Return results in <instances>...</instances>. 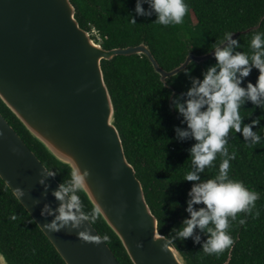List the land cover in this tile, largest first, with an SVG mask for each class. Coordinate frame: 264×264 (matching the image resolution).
Returning <instances> with one entry per match:
<instances>
[{"label":"trees","instance_id":"obj_1","mask_svg":"<svg viewBox=\"0 0 264 264\" xmlns=\"http://www.w3.org/2000/svg\"><path fill=\"white\" fill-rule=\"evenodd\" d=\"M75 8V18L83 30L96 33L102 48L112 50L138 46L149 47L159 67L169 72L185 60L188 53L204 55L212 51L211 46L223 37L226 31L239 33L256 26L264 31V0H186L189 12L180 25L168 27L155 24V15L136 17V0H70ZM145 10L148 6L143 5ZM135 18V24L129 17ZM253 31L239 34L235 39L242 45L239 51L251 55L250 41ZM215 64L209 59L202 64L191 63V77L183 72L167 79L168 87L162 88L160 77L144 56H117L111 61H102L105 82L115 108V117L121 135L127 161L134 167L136 178L142 185L146 202L158 221V231L170 238L178 228L185 212L187 193L191 182L183 181L190 168L188 149L191 140L177 141L176 127L181 119L170 111L169 93L179 96L191 85V78H202V72ZM187 67V68H188ZM186 68V69H187ZM259 72L253 69L245 84H256ZM241 86H245L242 84ZM0 114L13 127L18 136L34 153L41 164L59 175L54 179L60 184L70 179V170L57 163L43 147L34 141L0 101ZM243 124L260 119L257 131L262 137L260 144L248 146L242 136L231 134L229 152L236 151L231 161L230 176L242 181L249 189L260 193L256 202L259 218L238 214L231 222L230 233L234 246L219 258L202 252L199 244L191 239L176 241L189 264H264V109L246 103L241 109ZM216 168L206 170L202 179L214 178L220 157L214 161ZM81 198L86 211L92 209L85 196ZM176 205H179L176 207ZM18 219L12 221L10 215ZM245 219L244 225L239 224ZM100 236L107 235L106 245L120 264H132L114 234L100 218L92 225ZM201 235V243L206 236ZM0 251L11 264H64L49 240L21 204L13 198L12 192L0 179Z\"/></svg>","mask_w":264,"mask_h":264},{"label":"water","instance_id":"obj_2","mask_svg":"<svg viewBox=\"0 0 264 264\" xmlns=\"http://www.w3.org/2000/svg\"><path fill=\"white\" fill-rule=\"evenodd\" d=\"M75 13L70 0H0V101L57 163L71 171L65 161L69 156L89 171V189L82 194L92 208L98 203L103 209L99 218L132 264H189L174 245L161 251L158 221L126 159L101 63L117 56H144L162 81L212 55L188 53L167 72L144 43L105 50L80 28ZM260 24L232 38L258 31ZM44 168L0 114V179L11 192L17 187L25 191L18 202L64 264H120L105 242L83 243L75 231L43 230L51 218L42 219L40 208L45 203L57 206L51 192L59 184L50 178L48 192H43L38 180ZM35 200L40 203L33 207ZM88 231L100 236L92 225Z\"/></svg>","mask_w":264,"mask_h":264},{"label":"clouds","instance_id":"obj_3","mask_svg":"<svg viewBox=\"0 0 264 264\" xmlns=\"http://www.w3.org/2000/svg\"><path fill=\"white\" fill-rule=\"evenodd\" d=\"M145 4L148 6L147 10L143 7ZM134 12L136 17L155 15V24L168 27L183 23L189 12V5L186 0H136ZM129 19L135 24V18L130 16ZM233 35L234 32L226 31L211 46L212 51L209 52L215 64L202 72V78H191L190 87L179 96L173 93L168 95L171 101L170 111H175L182 118L181 124L186 126L174 129L175 139L193 142L188 149L190 168L183 179L191 182V188L187 193L185 207L187 218L172 230L170 238L161 235V251L167 250L176 241L191 239L193 244L201 246L204 254L219 258L235 244L230 228L238 214L253 218L260 216V210L256 207L260 193L230 176V162L236 159L237 153L229 152L228 144L233 133L235 136L239 133L250 147L262 141L258 132L253 131L259 126L260 119L243 124L241 109L246 103H251L260 110L264 109V31L253 34L250 41L251 55L238 50L242 45L232 38ZM253 69L259 72L256 84H245ZM183 74L191 77V68L184 69ZM161 83L162 88L170 84L166 79ZM242 84L245 86H241ZM218 156L220 163L214 178L202 179L206 170L217 167L214 161ZM65 161L71 168L70 179L58 184L51 192L57 202L55 208L47 203L40 208L39 215L42 219L51 218L50 222L43 225V230L49 233L75 231L77 239L83 243L99 245L107 242V235L93 236L88 231V227L94 225L104 212L98 203L90 211L85 210L80 194L89 189V171H82L69 156L65 157ZM57 175V170L43 169L38 184L43 187L45 194L50 187L46 180L54 179ZM25 195V191L19 187L12 190L13 198L19 202ZM39 203V200L33 201V207ZM10 219L15 221L18 217L12 214ZM245 223V219L239 220V224ZM200 234L206 236L203 243ZM136 247L139 249L142 245L137 244ZM0 264H7L3 254H0Z\"/></svg>","mask_w":264,"mask_h":264},{"label":"built area","instance_id":"obj_4","mask_svg":"<svg viewBox=\"0 0 264 264\" xmlns=\"http://www.w3.org/2000/svg\"><path fill=\"white\" fill-rule=\"evenodd\" d=\"M93 34H94L95 37H97V39H99L95 32H93ZM93 34H92V37H93Z\"/></svg>","mask_w":264,"mask_h":264},{"label":"rangeland","instance_id":"obj_5","mask_svg":"<svg viewBox=\"0 0 264 264\" xmlns=\"http://www.w3.org/2000/svg\"><path fill=\"white\" fill-rule=\"evenodd\" d=\"M93 34V33H92ZM95 42L99 43V41L94 40Z\"/></svg>","mask_w":264,"mask_h":264}]
</instances>
